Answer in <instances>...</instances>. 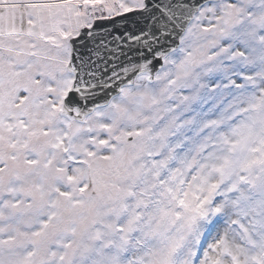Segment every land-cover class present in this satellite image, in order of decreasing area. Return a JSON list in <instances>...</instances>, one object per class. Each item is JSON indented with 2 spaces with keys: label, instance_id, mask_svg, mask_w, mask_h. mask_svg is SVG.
Listing matches in <instances>:
<instances>
[{
  "label": "snow or ice",
  "instance_id": "1",
  "mask_svg": "<svg viewBox=\"0 0 264 264\" xmlns=\"http://www.w3.org/2000/svg\"><path fill=\"white\" fill-rule=\"evenodd\" d=\"M0 264H264V0H0Z\"/></svg>",
  "mask_w": 264,
  "mask_h": 264
}]
</instances>
